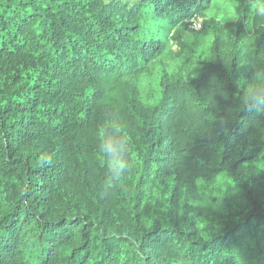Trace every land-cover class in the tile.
Instances as JSON below:
<instances>
[{
  "label": "trees",
  "instance_id": "1",
  "mask_svg": "<svg viewBox=\"0 0 264 264\" xmlns=\"http://www.w3.org/2000/svg\"><path fill=\"white\" fill-rule=\"evenodd\" d=\"M213 1L0 0V264H264L254 0L235 22L203 19L212 39L189 70L164 65L162 26L192 30ZM221 175L248 204L238 218L148 206L155 181L197 199Z\"/></svg>",
  "mask_w": 264,
  "mask_h": 264
},
{
  "label": "rangeland",
  "instance_id": "2",
  "mask_svg": "<svg viewBox=\"0 0 264 264\" xmlns=\"http://www.w3.org/2000/svg\"><path fill=\"white\" fill-rule=\"evenodd\" d=\"M127 1L135 2L137 0ZM228 2L229 0H214L205 14L198 16L202 19L214 18L219 23L235 22L236 19L228 21L224 19L228 13V9L225 8V4ZM156 23L160 22L157 20ZM162 28L164 34H168L167 46L169 50L164 57V65L170 70H175V73L189 70L194 65V60L200 58L202 51L208 47L212 39L209 33L194 32L190 29H183L179 25L165 24ZM179 39L183 43L182 49L177 43ZM162 71V68L154 69L155 77H152L154 91H156V82ZM248 168L251 176L259 179L264 188V161L255 160L249 163ZM231 183V180L225 175L202 182L200 197L194 199L191 194V196L187 194L184 186L176 185L175 181L168 183L155 181L147 190L148 206L153 211H157L160 216H165L170 204L176 201L180 209H190L191 214L202 224L224 217L238 218L245 214L249 207L245 199L233 194ZM261 196H264V192Z\"/></svg>",
  "mask_w": 264,
  "mask_h": 264
},
{
  "label": "clouds",
  "instance_id": "3",
  "mask_svg": "<svg viewBox=\"0 0 264 264\" xmlns=\"http://www.w3.org/2000/svg\"><path fill=\"white\" fill-rule=\"evenodd\" d=\"M225 8L228 9L227 15L224 17L226 21L230 19H239L241 17V6L239 0H229L225 4ZM252 13L264 20V0H254L251 4ZM252 102H264V86L254 87L249 92L248 103Z\"/></svg>",
  "mask_w": 264,
  "mask_h": 264
},
{
  "label": "built area",
  "instance_id": "4",
  "mask_svg": "<svg viewBox=\"0 0 264 264\" xmlns=\"http://www.w3.org/2000/svg\"><path fill=\"white\" fill-rule=\"evenodd\" d=\"M190 27L193 31H199L203 27V19L196 15L190 19Z\"/></svg>",
  "mask_w": 264,
  "mask_h": 264
}]
</instances>
